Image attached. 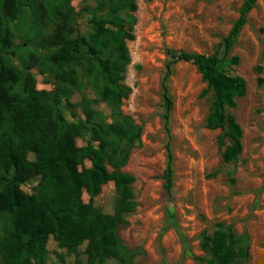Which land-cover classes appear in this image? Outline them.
Returning <instances> with one entry per match:
<instances>
[{
    "label": "trees",
    "instance_id": "trees-1",
    "mask_svg": "<svg viewBox=\"0 0 264 264\" xmlns=\"http://www.w3.org/2000/svg\"><path fill=\"white\" fill-rule=\"evenodd\" d=\"M257 1H244L224 38L222 55L168 49L163 117L169 141L163 173L169 194L175 175L170 128L174 98L169 87L173 65H197L207 82L205 92L213 90L215 96L207 124L222 130L223 160H237L244 130L231 109L247 94L248 84L230 71L239 63L230 51ZM94 2L77 11L73 0H0L1 264H49L51 237L69 253L87 243V264H128L133 255L119 229L137 205L131 189L135 177L123 167L143 134V125L122 109L132 93L125 82L132 62L127 42L135 39L138 2ZM85 14L88 25L82 29ZM35 67L51 88H38ZM77 92L83 116L70 120L66 112L71 110L76 118L70 99ZM98 103L108 105L110 120L96 108ZM78 137L86 143L78 145ZM32 179L37 181L33 190H24ZM109 181L118 190L114 213H104L93 203ZM249 247V234H238L233 224L218 222L213 232L202 235L208 264H242L250 257Z\"/></svg>",
    "mask_w": 264,
    "mask_h": 264
},
{
    "label": "rangeland",
    "instance_id": "rangeland-1",
    "mask_svg": "<svg viewBox=\"0 0 264 264\" xmlns=\"http://www.w3.org/2000/svg\"><path fill=\"white\" fill-rule=\"evenodd\" d=\"M244 1L137 0L135 39L127 42L132 62L125 79L132 93L122 106L143 125L141 143L132 149L123 167L135 177L131 189L137 203L119 229L123 244L133 253L128 264H208L202 235L213 232L218 222L233 224L238 234H249L250 257L242 264H264V0H258L250 11L230 51L231 56L239 57L230 71L244 76L248 84L247 94L231 109L244 130L242 153L235 161L223 160L222 130L207 124L214 110V91L205 92L207 82L197 65L178 61L169 79L174 98L170 121L175 171L172 194L165 188L163 173L169 141L163 117L168 49L222 55L224 38L239 18ZM87 4L95 2L73 0L77 11ZM88 17L80 18L82 29L87 28ZM33 72L38 88H51L38 67ZM86 92L95 97L92 90ZM80 98L77 92L70 99L76 113L75 118L71 110L66 112L70 120L83 116ZM96 108L110 120L106 103H98ZM76 141L78 145L86 143L81 137ZM86 165L90 166V161ZM36 184L32 179L23 189L32 191ZM84 200H90L87 193ZM117 201L114 181L104 184L93 199L104 213H114ZM56 243L51 237L49 264H87V243L75 253Z\"/></svg>",
    "mask_w": 264,
    "mask_h": 264
}]
</instances>
